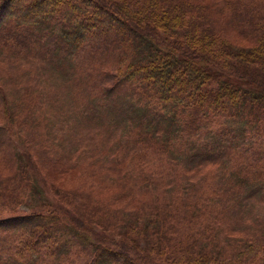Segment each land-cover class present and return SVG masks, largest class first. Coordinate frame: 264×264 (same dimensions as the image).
Returning <instances> with one entry per match:
<instances>
[{"label":"trees","instance_id":"1","mask_svg":"<svg viewBox=\"0 0 264 264\" xmlns=\"http://www.w3.org/2000/svg\"><path fill=\"white\" fill-rule=\"evenodd\" d=\"M0 264H264V0H0Z\"/></svg>","mask_w":264,"mask_h":264},{"label":"rangeland","instance_id":"2","mask_svg":"<svg viewBox=\"0 0 264 264\" xmlns=\"http://www.w3.org/2000/svg\"><path fill=\"white\" fill-rule=\"evenodd\" d=\"M81 60V58H75V61H80Z\"/></svg>","mask_w":264,"mask_h":264}]
</instances>
